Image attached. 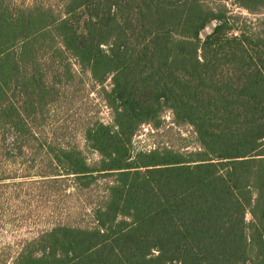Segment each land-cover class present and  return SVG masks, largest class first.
I'll use <instances>...</instances> for the list:
<instances>
[{"label": "trees", "instance_id": "1", "mask_svg": "<svg viewBox=\"0 0 264 264\" xmlns=\"http://www.w3.org/2000/svg\"><path fill=\"white\" fill-rule=\"evenodd\" d=\"M224 1L0 0L2 122L22 128L80 71L110 109L84 133L98 166L65 154L67 174L109 176L93 224H58L13 264H264V17L238 26ZM166 111L197 146L133 152Z\"/></svg>", "mask_w": 264, "mask_h": 264}, {"label": "rangeland", "instance_id": "2", "mask_svg": "<svg viewBox=\"0 0 264 264\" xmlns=\"http://www.w3.org/2000/svg\"><path fill=\"white\" fill-rule=\"evenodd\" d=\"M45 1L61 6V0ZM207 1L212 6L218 4ZM224 3L230 14L239 17L238 26L243 22L257 25L264 17V12L252 13L232 0ZM215 24L210 23L202 36ZM70 61L74 70L80 71L76 59ZM102 93V87L80 71L64 85L59 98L49 100L41 115L28 116L22 128L0 119V264H13L22 250L35 249L34 242L58 224H93L91 207L103 194L102 182L109 176L99 172L93 178L67 174L65 154L81 155L90 165L98 166L100 156L86 144L84 133L95 121L110 118ZM196 146L193 127L176 124L169 111L164 112L160 125L140 126L132 141L133 152L157 147L187 151ZM84 182L94 184L86 187Z\"/></svg>", "mask_w": 264, "mask_h": 264}]
</instances>
